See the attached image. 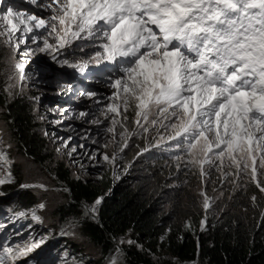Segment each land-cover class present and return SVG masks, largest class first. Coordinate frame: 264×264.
<instances>
[{"label":"snow or ice","instance_id":"1","mask_svg":"<svg viewBox=\"0 0 264 264\" xmlns=\"http://www.w3.org/2000/svg\"><path fill=\"white\" fill-rule=\"evenodd\" d=\"M48 7L52 15L46 19L9 7L0 16L6 29L0 35L11 43L17 32L27 35L43 29L55 43L45 37L40 51L57 55L76 41L99 38L102 51L69 66L84 72L93 61L123 64V75L111 84L113 102L106 106V117L119 114L121 100L125 108L135 103L137 117L145 121L155 107L161 126L167 127L163 121H168L174 130L168 140L174 142L175 150L192 157L188 162L200 167L202 177L205 164L219 160L222 170L227 158L237 177L249 175L264 193L258 179L264 174V0H51ZM23 43L17 41L14 48L19 50ZM24 66V62L15 65L20 80ZM86 95L92 98L95 93ZM173 119L178 123H172ZM117 123L113 117L112 124ZM137 124L145 133L149 131L139 120ZM108 132L115 133V128L109 127ZM146 151L143 148L137 155ZM104 159L114 162L116 154H106ZM7 162L0 151V170ZM11 180L10 172L0 175V185ZM201 194L208 209L209 198ZM101 200L92 205L93 213ZM32 216L39 219L34 210ZM204 224L201 220V230ZM36 247V243L23 248L5 243L0 264L27 256Z\"/></svg>","mask_w":264,"mask_h":264},{"label":"rangeland","instance_id":"2","mask_svg":"<svg viewBox=\"0 0 264 264\" xmlns=\"http://www.w3.org/2000/svg\"><path fill=\"white\" fill-rule=\"evenodd\" d=\"M50 2L51 0H36L35 3L32 0H0V16L6 14L7 9L11 7L15 12L36 14L46 19L52 15V9L48 7ZM4 23L0 20V32L6 31ZM45 37L50 43H55L43 29L27 35L17 32L11 43L6 35H0L3 48L0 91L6 101L22 97L33 104L32 112L38 124L37 130L45 138L52 157L62 160L71 168L73 175L90 183L108 181L110 187L103 191V196L110 195L116 183L134 173L135 163L149 160L151 157L146 154L160 148L171 149L165 161L171 163V166L168 167L166 163L165 167L175 166L181 173L187 169L198 171L200 184L206 183L208 174L215 178L212 183L207 184L222 190H228L230 185L238 180L250 179V176L245 174L237 177L235 167H228L231 161L227 158L222 170L219 160H216L215 165L205 164L206 175L201 178L200 167L188 162L192 157L175 150L174 142L168 140L169 135L175 134L174 130L168 121H163L167 127L161 126L162 118L155 107L151 109L149 120L145 121L142 117H137L135 103L125 108L121 100L118 101L119 114L108 113L106 117V106L113 102L109 99L114 91L111 84L123 75V64L105 61L97 64L93 61L84 72H80L69 64L88 60L94 56L95 51H102L99 48L101 40L94 37L87 41H76L75 46L66 51L61 50V54L57 55L50 50L40 51L44 47ZM19 40H24V43L16 50L14 44ZM65 60L68 64L62 63ZM20 62L25 64L23 80L19 79L15 68ZM88 92L95 93V96L88 97ZM81 112L87 115L82 117ZM131 113L132 117L129 118ZM113 117L118 122L115 125L112 124ZM138 120L140 125L148 127L147 133L138 126ZM152 120L157 123L151 124ZM171 122L178 123L175 119ZM109 127H114L115 133H109ZM6 128L0 119V151L6 154L8 161L0 170V175L10 172L12 177L11 182L0 185V203L5 199L11 201L18 193L28 191L32 192L34 199L29 208L15 212L4 208L0 211V248L5 243L13 248H23L32 243L39 245L27 256L18 257L15 261L10 260L8 264H111L113 260L116 264H127L125 253L117 244H114V251L107 252L98 263L102 249L81 234L78 219H62L53 211L55 207L69 200L67 188L58 184L46 169L35 163L27 154L15 151ZM121 132L125 134L123 138L120 136ZM125 139L127 147H124ZM143 148H148V151L137 155ZM114 153V162L104 159L106 154L111 157ZM178 156L182 158L177 159ZM223 173L228 175L224 176ZM18 175L22 176L20 183L16 180ZM258 179L263 180L264 174ZM219 190L218 193H208L204 192L203 187H197L194 193L197 207L205 209L204 195L201 194L204 193L209 198L208 210L211 214L222 194ZM40 204L44 207L40 208ZM93 204H82L81 214L96 219L91 211ZM164 207L169 208V204L165 203ZM33 210L39 219H33ZM206 216L201 220L206 221ZM128 241L127 238L126 242ZM165 252L158 243L150 250L155 257H162ZM175 264L187 263L178 261Z\"/></svg>","mask_w":264,"mask_h":264},{"label":"trees","instance_id":"3","mask_svg":"<svg viewBox=\"0 0 264 264\" xmlns=\"http://www.w3.org/2000/svg\"><path fill=\"white\" fill-rule=\"evenodd\" d=\"M2 52L0 44V62ZM32 107L22 97L6 101L0 91V119L15 151L27 154L67 188L69 200L53 211L62 219H78L81 234L102 249L98 263L117 244L127 264H264V193L251 179L237 178L228 190H219L207 184L215 178L208 174L206 183L200 184L198 171L187 169L181 173L175 166L165 167L166 163L171 166L165 162L171 149L160 148L146 154L149 160L135 163L134 173L116 183L110 195L103 196L110 187L108 181L90 183L52 157L37 130ZM16 180L22 182V176ZM260 182L264 184V179ZM197 187L208 193L222 192L211 214L197 207ZM97 198L102 200L96 206V219L81 214L80 206L91 205ZM33 199L31 191L18 193L11 201L3 200L0 211L29 208ZM165 203L169 208L164 207ZM205 216L201 230V218ZM127 238L133 243L126 242ZM155 243L165 249L164 256L150 253Z\"/></svg>","mask_w":264,"mask_h":264}]
</instances>
